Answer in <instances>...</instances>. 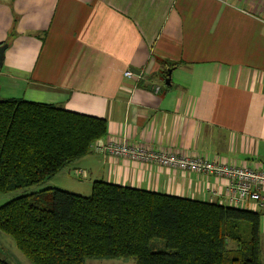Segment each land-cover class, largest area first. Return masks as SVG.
I'll list each match as a JSON object with an SVG mask.
<instances>
[{"label": "crops", "instance_id": "crops-1", "mask_svg": "<svg viewBox=\"0 0 264 264\" xmlns=\"http://www.w3.org/2000/svg\"><path fill=\"white\" fill-rule=\"evenodd\" d=\"M3 44L0 100L102 118L105 139L154 151L263 163L264 0H0ZM158 60L177 63L169 90ZM126 71L142 73L132 93ZM81 179L235 207L225 179L95 153L45 189ZM236 208L260 213L264 264V200Z\"/></svg>", "mask_w": 264, "mask_h": 264}, {"label": "trees", "instance_id": "trees-1", "mask_svg": "<svg viewBox=\"0 0 264 264\" xmlns=\"http://www.w3.org/2000/svg\"><path fill=\"white\" fill-rule=\"evenodd\" d=\"M158 63L163 80L177 66ZM106 132L102 118L2 99L0 193L45 184L90 155ZM259 222L257 211L102 181L92 183L88 197L44 189L0 207V231L31 264H261ZM156 240L165 251L151 250Z\"/></svg>", "mask_w": 264, "mask_h": 264}, {"label": "built area", "instance_id": "built-area-1", "mask_svg": "<svg viewBox=\"0 0 264 264\" xmlns=\"http://www.w3.org/2000/svg\"><path fill=\"white\" fill-rule=\"evenodd\" d=\"M124 78L132 81L129 93L135 90L142 73L124 72ZM157 93L159 86L154 87ZM91 153L126 157L141 163L154 164L160 167L191 172L198 175H213L216 179H225V193L230 205L240 207L245 202L261 205L264 200V160L259 168L239 167L222 162H213L189 154L166 153L154 151L141 146L130 145L126 140L99 139L91 147Z\"/></svg>", "mask_w": 264, "mask_h": 264}, {"label": "rangeland", "instance_id": "rangeland-1", "mask_svg": "<svg viewBox=\"0 0 264 264\" xmlns=\"http://www.w3.org/2000/svg\"><path fill=\"white\" fill-rule=\"evenodd\" d=\"M161 86H162V88L165 87L164 82ZM59 177H61V176H59ZM60 179H62V178H56V180H54V182L60 181ZM74 181L75 182H71V183L78 182V180L76 178L74 179ZM81 181H83V182L85 181V183L83 186H80L81 189H76V192H80V193H77L75 195L82 196V197H88L91 194V189L88 190V185L90 184V182L88 179H85V180L81 179ZM47 182H49V181H47ZM49 186H50V184H45V185L43 184V185L30 186V187H27L24 189L10 191V192L4 193V194L0 193V207L7 204L11 200H14V199L19 198V197L24 196V195H28V194H32V193L42 191ZM59 186L60 185L58 184L56 186V188H53V189L60 190V189H57V187L59 188ZM91 186H92V184H91ZM62 189L71 190L70 187H68V186L62 187ZM64 192L70 193V191L69 192L64 191ZM70 194H73V193H70ZM150 248L153 251H158V252L165 251V247H164L163 242L159 241V240L152 242L150 244ZM0 258L8 264H31L21 254V252L17 249L13 239L10 236L2 233L1 231H0ZM97 261L98 260H87V261H85V264H100V263L104 264V262H97ZM101 261H104V260H101ZM117 261L118 262H112V263L113 264H115V263L116 264H134V262L132 260H117Z\"/></svg>", "mask_w": 264, "mask_h": 264}, {"label": "water", "instance_id": "water-1", "mask_svg": "<svg viewBox=\"0 0 264 264\" xmlns=\"http://www.w3.org/2000/svg\"><path fill=\"white\" fill-rule=\"evenodd\" d=\"M5 49H6V44H3V45L0 46V69H1V66H2V63H3V57H4V51H5ZM170 73H171V71L170 70H167V76L163 80L164 81V84L166 86H169L170 85Z\"/></svg>", "mask_w": 264, "mask_h": 264}]
</instances>
